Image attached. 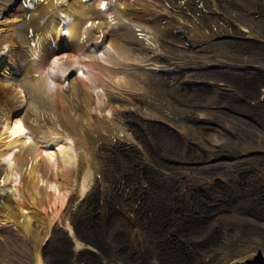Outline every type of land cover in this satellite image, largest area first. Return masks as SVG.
Segmentation results:
<instances>
[{"label": "bare ground", "instance_id": "6f19581e", "mask_svg": "<svg viewBox=\"0 0 264 264\" xmlns=\"http://www.w3.org/2000/svg\"><path fill=\"white\" fill-rule=\"evenodd\" d=\"M195 1L117 0L120 7L107 13L99 8L102 0H0V46L11 45L0 63V222L24 215V230L37 245L53 223L70 228L69 204L88 197L98 182L91 156L104 172L114 156L101 148L139 143L127 133V115L172 119L178 112L187 134L188 108L175 102L176 86L162 76L185 70L186 58L197 51L187 43L200 44L206 31L218 30H208L199 13L202 33L189 41V30L162 11L184 13ZM61 18L68 19L64 33ZM214 98L213 92L207 104ZM138 160L150 161L144 155ZM70 235L75 249L85 245L77 233ZM135 236L128 228L125 239L136 242ZM32 257L42 264L38 253Z\"/></svg>", "mask_w": 264, "mask_h": 264}, {"label": "rangeland", "instance_id": "374dc122", "mask_svg": "<svg viewBox=\"0 0 264 264\" xmlns=\"http://www.w3.org/2000/svg\"><path fill=\"white\" fill-rule=\"evenodd\" d=\"M261 1L264 0H247V6ZM226 8L236 18L264 32V15L251 17L242 5ZM206 20L208 25L220 23L212 16ZM213 52L221 56L210 58L212 65L208 69H200L197 60L193 62L191 58L188 69L162 76L170 80L165 84L176 86L177 104L188 108L184 122L188 120L190 146L160 119L151 121L142 114L131 115L127 119L128 128L143 143L146 139L138 123L150 124L156 151L149 148L150 161L142 164L133 160V156L142 155L136 148V153L127 154L132 161L125 170L121 169L124 164L120 159L111 161L112 166L106 167L105 174L106 198L115 197L108 205L109 218L102 221L95 210H82L81 216H93L91 222L85 220V224L78 225L77 234L86 244L75 249L63 229V239L45 248L48 264H111L119 260L122 264H204L206 257L213 264H264V99L258 98L259 87L264 86V43L220 39L202 44L198 55L210 56ZM239 57L250 60L240 62ZM185 74L197 79L224 80L237 90L220 89L206 83H181L180 76ZM213 92L216 98L211 102L218 107L211 109L209 120L197 121L195 110L206 109V99ZM175 113L172 122L179 124L181 114ZM209 145L212 147L207 148ZM122 151L118 147L110 150L114 155ZM122 156L125 155L122 153ZM163 163L170 166L163 168ZM181 168L190 171L191 180L178 170ZM118 169L124 171V177H118L121 175L115 173ZM142 177L148 180L149 186L142 189L146 198L140 197L138 204L142 203L143 207L134 213L135 223L132 224L119 213L116 203L122 197L125 203H133L136 196L129 197L124 188H129L133 182L139 185ZM120 183L123 188L118 191ZM186 187L191 195L189 201L182 195ZM168 188L172 190L170 193ZM96 191L95 186L89 197L94 206H97ZM157 208L160 209L158 226L165 221L163 216H167L169 224L163 234L154 239L155 243L150 237L153 232L158 236L157 224L152 226V221L145 225L148 221L139 219L143 225L137 228V218L138 215L144 217V211H151L156 218L153 212ZM174 215L182 222L180 227L174 228ZM128 228L134 229L136 234L134 251L129 249L131 242L125 239ZM21 240L15 228L1 224L0 264H33L28 249H20ZM108 240L120 251L115 252L108 246Z\"/></svg>", "mask_w": 264, "mask_h": 264}]
</instances>
